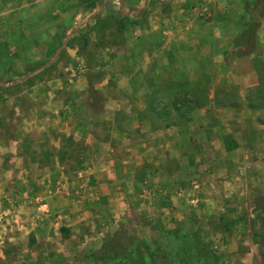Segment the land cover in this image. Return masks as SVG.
<instances>
[{
	"label": "rangeland",
	"instance_id": "374dc122",
	"mask_svg": "<svg viewBox=\"0 0 264 264\" xmlns=\"http://www.w3.org/2000/svg\"><path fill=\"white\" fill-rule=\"evenodd\" d=\"M85 14L76 0H0V140L20 162L19 173L6 176L9 163L0 160L1 217L23 203L45 204L46 214L53 204H72L59 195L77 199L82 187H96L101 180L78 183L83 175L77 173H107L113 146L118 156L166 164L168 135L179 128L189 133L186 139H197L190 127L206 124L207 138H216L219 109L244 111L219 118L253 138L245 151L250 162L236 179L235 196L212 197L215 181L202 184L193 174L185 185L175 183L186 194L173 199L190 214L204 199L229 214L189 215L176 229L167 226L166 213L165 223L136 235L118 223L111 228L107 198L96 195L88 201L98 215L90 218L92 230L67 240H37L29 233L0 240V264H166L168 258L179 264H264V176L251 165L264 156V0H125L103 4L86 23ZM86 25L84 36L76 33ZM200 109L209 110V118ZM184 151L176 155L180 161L189 153ZM190 154L204 158L199 150ZM146 159L139 171L152 177L156 162ZM208 174L212 178L213 170ZM49 189L56 194L49 196ZM144 194L152 206V191ZM156 204L175 206L169 195ZM127 251L129 261L113 258Z\"/></svg>",
	"mask_w": 264,
	"mask_h": 264
},
{
	"label": "crops",
	"instance_id": "0c3cea01",
	"mask_svg": "<svg viewBox=\"0 0 264 264\" xmlns=\"http://www.w3.org/2000/svg\"><path fill=\"white\" fill-rule=\"evenodd\" d=\"M83 9H85L86 12L83 18L85 23L87 20L97 16V13L94 12V8L83 7ZM121 11L124 10L121 9ZM200 110L203 111V117L205 119L209 118V110ZM217 111L220 114L215 115L218 118L215 125L216 138H207L209 131L205 127L206 124L197 127L193 125L190 127V129L194 127V129L191 130L192 132H199V137L204 134L202 139L198 136L197 139L194 137H192V139H186L190 137L189 133H184L185 130L183 131L179 128L168 135L166 145L169 150L170 161L168 159L166 164L165 162L164 164L159 162L162 161V159L158 161L153 157H149V159L137 157L134 159L133 157L125 158L118 156L116 155L117 152L114 150L117 147L113 146L114 153L107 154V173H98L95 169H91V172L87 173H82L81 171L77 173V175H83L80 180L78 179V183L81 181L82 184H86L87 182L94 184V182L99 180H101V182L96 187L94 185L93 188H91L92 185H90L91 187L89 186L88 189H86V186L82 187L81 196H77V199L59 195L61 196L59 201L61 199L66 201L70 200L72 204L66 207L60 204H53V209L49 211L50 213H55V215L51 217L53 219L47 218L50 213H45L47 210L45 204H40L33 208L26 207L24 203L14 208L12 206H10L11 208L7 207V209L2 211V213H5V216L1 217L0 215V240H21L27 233H29L27 236L30 235V237L37 240H53V237H60L67 240L75 237V234L79 235L81 229L83 231L87 229L92 230L94 226L90 224L92 222L90 218L93 219L94 216L96 217L98 215L90 210L88 201L91 200L90 197L96 195L97 197L98 195H104L107 198V211L110 217L111 228H115L116 223H118L120 229L126 231L131 230L135 232L136 235L145 227H154L157 223L160 224V221L161 223H165L166 213L168 214L167 226L170 227V225H172V227H176V229L181 224H187L191 216L196 215L197 217L201 216L207 219L208 217L210 218L209 215L213 212H217L218 215L219 213L229 214L227 209L222 207L217 208V206L213 205L214 202L212 199H204L202 206L199 209H192L191 214L189 213L191 210L190 208H184L186 206L184 203H181L179 199H173L186 194V187L184 185L188 177L192 174L198 176L202 184L215 181V185H212L214 187V189H212V197H216V195L221 197L235 196V194H237L235 193V188L237 187L236 179H239L240 175L245 173L247 165L250 162L249 159L247 160L245 151H247L250 145H254L253 140H251L253 138L246 134L244 135L242 132L232 127H228L226 122L222 118H219V115L225 112L231 115V119H234L240 116L244 111H237L234 109H219ZM202 123L204 124L205 122ZM175 135L181 137V141H179L178 137ZM179 144L183 146L180 147ZM195 145L197 147H195ZM174 148L179 149L177 153L173 151ZM186 149H189V153H185L187 156L184 155L185 157L180 161V158L176 157V155L182 154V151H186ZM191 149L202 152L204 158L201 159L202 156L198 158H195V155L192 156V154H190ZM213 150L218 151L214 153ZM13 153L14 152L7 147L6 143L0 140V160L6 158L9 163V167L4 171V175L6 176H10L12 173L15 174L19 170H17V166L20 162ZM243 155L244 160L240 163ZM145 159L148 162L151 160L156 162V164L153 165L152 177L149 176V174H144L139 171L138 165L140 161L143 163ZM153 161L152 163H154ZM198 161H202V163ZM176 162L180 165L178 169L175 168ZM202 165H204V169H202ZM251 165L256 166L258 169L255 174L259 173L264 176V156L261 158L255 157V161L251 160ZM206 168H208V173L209 170H213L214 178L208 176L209 174L205 172ZM259 168L261 170H259ZM23 169L26 170L24 164ZM179 180H181L184 185L177 188L175 183ZM199 185V182H196L194 187ZM203 189L202 194L204 196V191H207V188L205 189V187H203ZM149 191H152V198L153 200L155 199L152 206H150L149 203H145L147 201L146 197L148 196H146L144 192L148 193ZM52 193L56 194V192L49 189V196H52ZM164 195H169L171 202L175 205L169 210L161 204H156V202H158V197ZM24 196L25 192L24 194L22 193L21 197ZM1 207L2 206H0V208ZM203 213L205 215H203ZM1 218L5 220L4 223L1 221ZM63 232H65V235ZM109 237L111 240L114 239L111 232Z\"/></svg>",
	"mask_w": 264,
	"mask_h": 264
},
{
	"label": "trees",
	"instance_id": "16d2710c",
	"mask_svg": "<svg viewBox=\"0 0 264 264\" xmlns=\"http://www.w3.org/2000/svg\"><path fill=\"white\" fill-rule=\"evenodd\" d=\"M77 1V3H78V5L80 6V7H84V8H93L94 7V0H76ZM99 13V12H98ZM97 13V14H98ZM96 14V15H97ZM244 27H245V25H244ZM88 29H89V26L88 25H86L84 28H83V30H80V31H77L76 33L77 34H79V35H85L86 33H87V31H88ZM193 93H195V92H193ZM191 99H195V98H192L191 97ZM198 105V102H196V101H193V104H192V106H197ZM191 108V107H190ZM191 110V109H190ZM172 123H175V122H172ZM260 221V224L262 225V227L264 228V216L259 220ZM132 251H134V250H132ZM132 251H127V252H124V253H117V252H115L114 254H113V258L114 259H116L118 262H124V261H129L131 258H130V255H131V252ZM166 262V264H179L178 263V261H174L173 259H171V258H168V259H166L165 260Z\"/></svg>",
	"mask_w": 264,
	"mask_h": 264
},
{
	"label": "built area",
	"instance_id": "2783aa9c",
	"mask_svg": "<svg viewBox=\"0 0 264 264\" xmlns=\"http://www.w3.org/2000/svg\"><path fill=\"white\" fill-rule=\"evenodd\" d=\"M125 0H94V9H95V13L100 12L101 10H103V4H114V5H120V4H124ZM213 249L214 251H216L218 249V245L214 244L213 245Z\"/></svg>",
	"mask_w": 264,
	"mask_h": 264
},
{
	"label": "water",
	"instance_id": "95a60500",
	"mask_svg": "<svg viewBox=\"0 0 264 264\" xmlns=\"http://www.w3.org/2000/svg\"><path fill=\"white\" fill-rule=\"evenodd\" d=\"M71 34H72V32H69V33L67 34L66 39H65L64 42L62 43V46L66 43L68 37H70ZM57 53H58V50L56 51L54 58L56 57Z\"/></svg>",
	"mask_w": 264,
	"mask_h": 264
}]
</instances>
